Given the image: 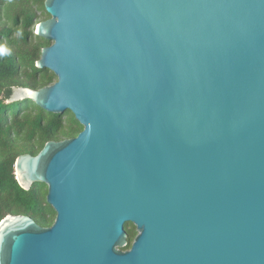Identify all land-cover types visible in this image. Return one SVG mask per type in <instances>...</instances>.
I'll use <instances>...</instances> for the list:
<instances>
[{
    "label": "water",
    "instance_id": "95a60500",
    "mask_svg": "<svg viewBox=\"0 0 264 264\" xmlns=\"http://www.w3.org/2000/svg\"><path fill=\"white\" fill-rule=\"evenodd\" d=\"M14 87L83 131L18 157L50 228L0 222V264H264V0H46ZM137 235L129 250L127 224Z\"/></svg>",
    "mask_w": 264,
    "mask_h": 264
},
{
    "label": "trees",
    "instance_id": "16d2710c",
    "mask_svg": "<svg viewBox=\"0 0 264 264\" xmlns=\"http://www.w3.org/2000/svg\"><path fill=\"white\" fill-rule=\"evenodd\" d=\"M45 1L0 0V46L10 52L0 53V222L9 215H25L50 227L56 213L46 201L47 186L35 184L30 191L23 190L15 164L21 155H38L49 141L76 138L83 127L70 111L56 115L31 100L9 102L14 87L38 90L57 82L54 73L36 67L42 50L52 45L34 32L50 18ZM126 231L129 244L125 250H129L137 232L131 223Z\"/></svg>",
    "mask_w": 264,
    "mask_h": 264
},
{
    "label": "clouds",
    "instance_id": "9594fccd",
    "mask_svg": "<svg viewBox=\"0 0 264 264\" xmlns=\"http://www.w3.org/2000/svg\"><path fill=\"white\" fill-rule=\"evenodd\" d=\"M0 53L2 54H10L9 50L3 46H0Z\"/></svg>",
    "mask_w": 264,
    "mask_h": 264
},
{
    "label": "rangeland",
    "instance_id": "374dc122",
    "mask_svg": "<svg viewBox=\"0 0 264 264\" xmlns=\"http://www.w3.org/2000/svg\"><path fill=\"white\" fill-rule=\"evenodd\" d=\"M40 20L42 21V19H40ZM40 20H39V21H40ZM37 26H38V25H37ZM37 26H36V29H37ZM34 32H35V34H36L37 31L34 30ZM63 121H66V118H64Z\"/></svg>",
    "mask_w": 264,
    "mask_h": 264
},
{
    "label": "flooded vegetation",
    "instance_id": "af4514ba",
    "mask_svg": "<svg viewBox=\"0 0 264 264\" xmlns=\"http://www.w3.org/2000/svg\"><path fill=\"white\" fill-rule=\"evenodd\" d=\"M46 198H47V196H46ZM46 201H47V200H46ZM55 219H56V217H55ZM54 222H55V220H54ZM53 224H54V223H53ZM53 224H52V225H53ZM50 227H51V226H50ZM50 227H45V228H50Z\"/></svg>",
    "mask_w": 264,
    "mask_h": 264
}]
</instances>
